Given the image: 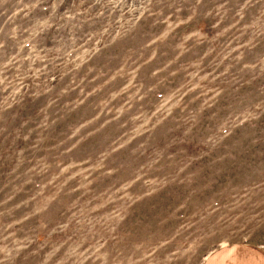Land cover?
<instances>
[{
    "label": "rangeland",
    "instance_id": "374dc122",
    "mask_svg": "<svg viewBox=\"0 0 264 264\" xmlns=\"http://www.w3.org/2000/svg\"><path fill=\"white\" fill-rule=\"evenodd\" d=\"M264 250V0H0V264H217Z\"/></svg>",
    "mask_w": 264,
    "mask_h": 264
},
{
    "label": "crops",
    "instance_id": "0c3cea01",
    "mask_svg": "<svg viewBox=\"0 0 264 264\" xmlns=\"http://www.w3.org/2000/svg\"><path fill=\"white\" fill-rule=\"evenodd\" d=\"M217 264H264V250L256 246L236 245Z\"/></svg>",
    "mask_w": 264,
    "mask_h": 264
}]
</instances>
